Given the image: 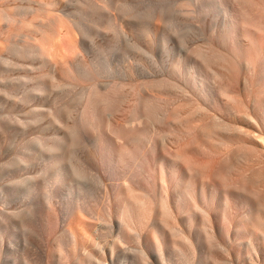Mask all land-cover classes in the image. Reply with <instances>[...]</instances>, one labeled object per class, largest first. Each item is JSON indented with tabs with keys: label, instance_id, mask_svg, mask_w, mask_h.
<instances>
[{
	"label": "bare ground",
	"instance_id": "1",
	"mask_svg": "<svg viewBox=\"0 0 264 264\" xmlns=\"http://www.w3.org/2000/svg\"><path fill=\"white\" fill-rule=\"evenodd\" d=\"M113 1L105 6L93 0L89 9L81 11L80 5L77 12H83L82 17H91L97 28L104 29L112 21L119 24V19L111 13ZM197 1L200 12L211 15L212 30L206 41L192 46L186 56L174 54L162 62L161 68L167 76L159 74L144 80L150 89H158L167 96H145L140 113L142 121L136 125L123 128L116 116L120 115L116 113L120 92L138 81L130 66L122 70L120 66L114 72L100 71L109 64L97 66L94 73L88 69L78 71L79 79L92 81L91 84L86 81L90 87L88 91L84 87L86 90L80 95V120L65 115L54 117L57 135L51 142L40 141L47 149L43 154V163L50 168L47 179L52 185L62 183L60 188L67 196V211L75 215L70 221L75 219L80 223L79 232L82 228L88 238L90 231L98 226L94 219L84 217L96 209L92 189L82 181L84 173L79 153V149H84L80 126H88L94 134L93 145L101 149L102 160L109 168L108 193L115 197L117 208L111 229L119 242L131 238L137 241L134 261L131 260L134 264H264V0ZM129 4L120 6V14L127 16L128 22L133 21L128 16L132 18L134 9ZM120 14L116 16L119 18ZM103 16L107 19L102 20ZM141 32L148 36L152 28L143 26ZM58 44L48 42L42 48L27 49L30 54L37 53L43 62L55 65L67 57V47L61 52L63 44ZM20 54L25 56L24 52ZM5 64L4 69L1 67L3 73L0 72L3 78L13 66ZM153 69L146 67L148 71ZM75 72L78 75L74 70L73 76ZM102 72L105 75L100 80ZM60 84L54 71H49L23 99L28 102L40 95L44 100L55 102L59 94L52 95L53 89ZM8 86H0V100L7 99ZM173 90L179 91L180 96L172 94ZM19 101L16 97L13 104ZM191 105L193 108L189 109ZM48 113L51 114L50 109ZM14 129L15 126L0 119V145ZM23 148L33 149L28 141H24ZM37 156L33 153L23 160L32 162ZM153 179L154 187L149 185ZM38 187H42L39 181ZM21 191L19 184H12L7 193L18 195ZM41 194L46 199L42 206L43 226L52 231L60 217L59 205L54 203L52 192L43 190ZM35 204V201L31 203L33 207ZM30 220L23 214L6 211L0 217V236L8 235L15 226L25 234ZM77 223H68L74 225L72 230L68 228L73 231ZM105 227L98 228L101 235ZM71 231V237L66 234L64 238V241L68 239L65 245L77 248L80 239L75 234L79 232ZM92 241L97 242L95 238ZM116 247L113 245L111 249ZM104 250L108 253V249ZM20 253L24 255L25 251ZM97 256L98 250L93 248L80 259V264H89Z\"/></svg>",
	"mask_w": 264,
	"mask_h": 264
},
{
	"label": "rangeland",
	"instance_id": "2",
	"mask_svg": "<svg viewBox=\"0 0 264 264\" xmlns=\"http://www.w3.org/2000/svg\"><path fill=\"white\" fill-rule=\"evenodd\" d=\"M92 1L0 0V72L3 73L6 62L13 65L6 73L7 75L5 74V78L1 77L2 74L0 73L1 88L2 85L8 86L9 84L10 90L7 99L0 100V119L15 126L14 130L5 135L2 140V146L0 145V217L5 216L6 211H14L31 219L29 228L24 231L26 232L25 234L20 232L19 227L15 226L11 228L13 231L10 229L8 235L0 236V264H80V259L84 258V255L86 256L87 252L93 250V248L98 250V256L104 258V261L97 256V258H92L89 264H122L124 261L125 264H134L133 249L137 246V241L131 238L119 242L111 229V225L117 218L115 197L108 193L111 188L110 176L107 173L109 168L102 160L101 149L97 150L93 145L94 134L92 130L88 126H80L84 149H79V153L82 158L81 168L84 173L82 181L92 189L93 199L96 202V209L86 213L87 215L85 214L84 217L94 219L97 221L98 226L92 229L89 237L86 238L82 228L79 232L80 223L73 219L78 224V229L74 227L75 232L76 230L79 232L75 234L76 239H80V243L77 241L79 244L77 248L76 246L66 247L65 245L68 239L66 238V241H64V238L67 236L66 234L69 235L68 238L71 237L69 232L74 226L71 224L69 226L68 223L72 222L75 224L70 221L75 218V215L67 211V196L61 192L62 183L52 185L47 179L50 168L43 163V154L47 153V149H44L41 142H51L57 135L56 131L58 128L53 122L54 117L65 115L69 119L80 120V99L82 98L80 95L86 90L84 87H87L86 91H88L90 87L88 84H91L92 81L90 80V82L89 79L85 80L86 78L82 77L79 79V72L82 70L80 72L82 73L88 69V72L92 70L91 72L94 73L97 68H102V66L104 67L108 64L107 68L104 67L100 71H106L107 69V71L114 72L119 71L120 66V70L130 66L135 71L134 76L138 77L136 83L128 85L120 92L122 96L116 112L120 114L116 115L117 121L123 128H130L136 125L139 120L142 121L140 115L142 99L148 94L162 95L164 98L167 96L158 89H150L144 83V80L154 75L159 76V74L160 76H167L166 70L161 68L163 61H166L170 55L174 54L184 57L190 53L192 46L204 43L212 30V17L208 12H200V3L197 0H125V3L121 0H97L98 2H103L99 3L105 6L110 1L115 2L112 3L114 6L111 8V13L114 16L113 18L119 19V24H117V21H115L116 24L112 21V25L107 23L106 28L100 29L93 24L91 17H82L80 15L83 12H77V8L80 5L79 10L83 11V9L88 8V5L89 7L91 6ZM121 2L126 5L129 2L133 3L129 4V6L132 5L130 7L134 5V9L132 8L133 16L132 18L128 16V19L133 21L129 20L130 22H128L127 16L123 17L120 14V6L123 5L120 4ZM42 4L43 6L45 4V6L42 7ZM39 5L41 6L40 9ZM117 7H119L118 10L120 11L117 10ZM116 10L120 14L119 18L116 16L119 15ZM105 17L103 16L102 20L107 19ZM133 18H138L137 21L141 20L137 23ZM140 22H143V25L142 23L139 25ZM120 23L122 24L120 25ZM1 25H5V28ZM147 25L152 28V32L148 36L141 32L143 26ZM74 36L77 40H74ZM48 42L56 44L60 42L59 46L63 44L60 47L61 52L62 49L67 47L66 50L69 52L65 49L66 53L63 51L67 57L64 56L58 60L57 64L52 65L51 63L43 62V59L37 53H29L30 50L28 49L30 47L37 46L42 48ZM15 44L16 47H13ZM17 47L20 49L18 50ZM20 52H24L25 54L23 55L26 57H23L22 54L19 55ZM109 67H113V71ZM146 67H153L154 69L148 71ZM74 70L79 71L78 75L75 72L76 75L73 76ZM49 71H54L61 83L57 88L53 89L52 94H59V98L53 102V100H44L39 95L38 97H31L28 102L24 100L23 98L25 95L27 96V91L38 85L41 77ZM104 73H100V80L101 78L103 79ZM82 79L84 80L82 81ZM169 92L171 93V91ZM172 94L177 97L180 96L179 91L173 90ZM16 97L20 101L13 104ZM192 106L189 109H192ZM48 109L51 110V114L48 113ZM24 141H28L33 149L23 148ZM90 146L91 148L93 147V150ZM33 153L38 156L32 162L23 160ZM38 181L42 183V187L36 188ZM12 184H19L22 187L21 193L24 195L21 193H18V195L7 193L9 186ZM149 185L155 186L154 179ZM43 190L52 192L54 203L57 206L59 205L58 216L60 217H58L57 225L52 231L45 229L43 226L42 216H44V213L42 209L44 207L42 206H45L44 202H46V199H44L45 201L43 200V194H41ZM34 201L36 202L35 207L31 205ZM66 211L69 216L68 214L66 215ZM99 227L107 228L104 229V236L100 234ZM66 228L68 233L65 231ZM74 230L71 232H74ZM22 233L27 239H24L25 237ZM82 233L85 236L84 239H82ZM20 234L22 235L20 236ZM78 235L79 237H77ZM99 235L100 238L98 237ZM93 238L96 239V243L92 241ZM23 240H27V244ZM23 244H25V248ZM113 245L117 246L114 250L111 249ZM21 249L25 251L24 255L20 253L23 251ZM104 249H108V253ZM63 252L66 253V258L62 256ZM105 258H107L106 261Z\"/></svg>",
	"mask_w": 264,
	"mask_h": 264
}]
</instances>
